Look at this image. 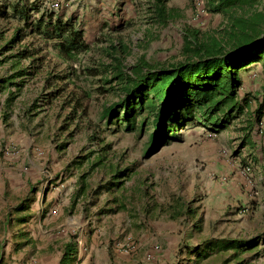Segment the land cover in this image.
<instances>
[{
	"label": "rangeland",
	"instance_id": "rangeland-1",
	"mask_svg": "<svg viewBox=\"0 0 264 264\" xmlns=\"http://www.w3.org/2000/svg\"><path fill=\"white\" fill-rule=\"evenodd\" d=\"M16 1L0 0V10L10 14L5 7ZM19 1L36 5L30 12L32 23L42 11L66 19L62 10L67 9L89 45L63 58L53 41L32 33L22 20L0 16V177L19 179L14 188L21 194L16 199L6 192L3 199L15 211L19 202L32 208L43 197L46 210L52 206L56 211L54 226L61 224L38 239V245L52 240L43 251L21 247L29 255L60 253L63 235L90 237L102 229L98 246L110 236L106 247L117 239L121 252L137 254L143 242L158 237L154 227L161 226L167 227V235H183L178 253L221 239L239 245L209 247L183 264H264V108L257 113L260 103L253 93L264 83V62L262 69L252 65L241 73L238 100L247 106L221 128L193 118L150 147L152 127L140 130L141 117L128 130L116 117L104 115L123 96L109 54L114 45L127 46L121 63L126 73L139 60L176 62L189 53L186 26L201 33L223 32V16L207 11L205 0H168L172 19L166 25L154 22L149 0H107L102 8L88 0ZM55 2L57 9L51 6ZM258 6L264 8V0ZM198 8L204 11L199 14ZM17 30L24 37L6 47ZM26 46L34 54L14 56ZM20 70L24 74L16 75ZM68 210L75 219L66 223ZM3 231L0 225L1 235ZM247 241L251 244L244 245ZM14 245L2 243L1 253L14 252Z\"/></svg>",
	"mask_w": 264,
	"mask_h": 264
},
{
	"label": "trees",
	"instance_id": "trees-1",
	"mask_svg": "<svg viewBox=\"0 0 264 264\" xmlns=\"http://www.w3.org/2000/svg\"><path fill=\"white\" fill-rule=\"evenodd\" d=\"M261 1L205 0L207 11L223 16V32L215 30L212 33H201L199 29L186 26L185 49L189 53L176 62L152 64L139 60L131 72L126 73L121 63L127 46L114 45L109 54L115 62V77L121 80L123 96L116 104L106 107L104 115L108 118L116 117L114 121L118 120L128 130H134L136 118L141 117L140 130L145 126L152 127L148 137L150 147L169 139L177 125L183 121L195 118L216 129L238 117L247 106V102L238 100V89L242 85L241 73L255 62H264V8L258 6ZM167 2L149 0L150 7H153L152 18L160 25H166L172 19V11L167 8ZM8 7L11 13L0 10V16L22 20L24 27L32 33L47 42L53 41L59 56L72 58L89 48L75 17L63 19L53 12L42 11L32 23L30 12L36 10V5H27L18 0L5 8ZM23 37L24 34L17 30L6 47L21 41ZM32 54L34 52L26 46L14 56L24 59ZM24 72L20 70L16 75H23ZM73 107L75 111L78 108L76 104ZM260 109L261 106L257 108V113ZM167 132L170 134L167 135ZM74 238L70 236L64 244L59 264H70L75 248ZM249 244L251 241L244 245ZM213 246L221 250L239 247L231 240L221 239L206 242L205 248H195L194 252L202 255V252Z\"/></svg>",
	"mask_w": 264,
	"mask_h": 264
},
{
	"label": "crops",
	"instance_id": "crops-1",
	"mask_svg": "<svg viewBox=\"0 0 264 264\" xmlns=\"http://www.w3.org/2000/svg\"><path fill=\"white\" fill-rule=\"evenodd\" d=\"M88 1L94 4H97L99 2L98 4H100L101 8L103 7V5L107 4V0ZM62 12L67 17L71 15L67 9L62 10ZM260 63L261 62H255L249 67H251L252 65H260L259 67L260 69H262ZM261 85L262 86L259 89L256 88L253 93L255 94V98H258L260 103L259 106H261L262 109L264 108V106L261 105V101L264 100V83H262ZM249 88L251 89V86ZM26 170V167L23 166L22 172ZM25 175L24 180L25 182H28L29 179L26 172ZM18 183L19 179L14 180L11 177H0V202L2 203L0 208L6 206L5 200L3 199L6 192H8L11 196L13 195L16 199L21 198V194L17 192L16 187L14 188V186H17ZM5 185H8L9 189H5ZM41 195L44 196V193L42 192ZM43 202V197L39 200H34V205L32 206V208H24L22 207V205H20L19 202L15 207L16 212L10 210L7 206L3 211L0 212V225L4 230L2 232V235L0 234V245L2 243L8 245L15 244L12 248L15 250L14 252H9L10 250H7L6 253L3 254L0 251V264H59L63 256L64 244L69 240L70 235L69 237H66L65 235L62 236L64 240L62 242L61 248L59 249L61 250L60 253L55 249L54 251L41 256L39 254L29 255L28 252H26L25 248L21 247L22 245L26 244L31 246V249H36L38 251L41 248V250L43 251V249H46L48 246L52 245V240L48 238L41 241L40 245H38L37 242L38 239H41L43 233L46 230L56 228L57 226L61 225L58 224L54 226L52 221H54L56 217V211L54 208L52 209V206H49L46 210V206H43ZM28 209L34 211L33 214H31L30 212L32 218H30V214H25V211H28ZM68 212L71 214V211L68 210ZM59 213L63 214L62 211H59ZM35 216H37V220L33 219ZM70 218L73 220L75 219L72 214L68 215L66 217V223L68 222V220H71ZM32 222L34 223V225L32 224ZM9 227H11L14 231L9 233ZM165 228L167 227H154V229L158 231V237H151L150 241L143 242L142 244L144 246L141 245V248H144L141 250V253L137 254H134L135 252H121L117 247V239H114L112 241V245L110 247H106L111 239L110 236H105L103 238L102 245L104 246H98L99 244H101V242L97 241V233L102 234L104 232V230L102 229H100L101 231L99 230V232L94 231V233H92L90 237L87 233L84 234V236H80L78 234L76 238H74L75 248L71 255L70 264H166V260L177 261L179 262V264L186 263L184 261L192 263L195 259V255L197 256L196 252L188 248L185 249L182 253H178L177 251V246L181 244L179 242L181 241L183 235H167L164 233ZM170 228L171 227L168 226V229ZM24 230H27V232H24ZM20 240L22 242H20ZM185 246L188 247L189 245L185 244ZM19 248H21V250ZM177 262L175 264H177Z\"/></svg>",
	"mask_w": 264,
	"mask_h": 264
},
{
	"label": "built area",
	"instance_id": "built-area-1",
	"mask_svg": "<svg viewBox=\"0 0 264 264\" xmlns=\"http://www.w3.org/2000/svg\"><path fill=\"white\" fill-rule=\"evenodd\" d=\"M54 9H57L58 8V3L57 2H55V3H53L52 5H51ZM198 10H200L198 13L200 14V13H202L203 11H204V9L203 8H198ZM262 124V123H261ZM244 171H248L249 170V168H245V169H243ZM243 171V173H245Z\"/></svg>",
	"mask_w": 264,
	"mask_h": 264
}]
</instances>
